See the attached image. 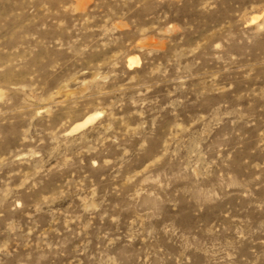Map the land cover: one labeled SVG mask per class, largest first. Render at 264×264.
Returning a JSON list of instances; mask_svg holds the SVG:
<instances>
[{
  "label": "rangeland",
  "instance_id": "374dc122",
  "mask_svg": "<svg viewBox=\"0 0 264 264\" xmlns=\"http://www.w3.org/2000/svg\"><path fill=\"white\" fill-rule=\"evenodd\" d=\"M247 2L219 0L217 11L205 17L191 12L187 2L183 7L165 5L162 10L169 11L170 19L181 23L185 17L189 22L195 20L198 32L189 33L185 41L160 40L156 36L137 41L138 46L155 50L149 64L163 65L166 72L149 81L153 87L147 98L156 103L145 107L159 109L170 99L185 100L170 121L163 114L157 118L154 111H147L143 119L153 133L156 119L163 133L154 136L152 145V153L163 159L151 170L168 175L184 170L169 189L170 198L179 205L175 212L167 209L164 213V220L174 221L184 235L178 233L171 242L162 243L165 252L172 254H178L186 243L194 244L201 251L189 253L192 264H212L207 259L210 250L230 243L238 230L261 229L252 239H264V63H258L264 60V43L242 58L246 63H233L228 71L224 70L225 64L208 54L206 43L215 39L233 10ZM149 11L152 9L142 10L135 4L126 8L120 0H0V188L18 186L37 167L47 172L57 163L59 152L66 150L64 140L79 139L78 144L70 146L73 152L94 144L102 131L97 128L101 122L98 109L106 110L105 123L114 120L118 139L120 133L140 123L141 117L134 114L139 106L131 103L137 94L136 87L129 84L132 75H119L107 84L104 78L120 71L113 66L120 63L131 43L132 21L149 20ZM143 71L137 75L138 81L147 80L146 73L153 68L146 65ZM189 73L191 78L185 82L183 92L170 98L168 93L178 86L177 78ZM229 84L232 88L226 90ZM43 108H49L52 114L33 119ZM171 111L168 109V114ZM249 111L257 115L251 123L247 121ZM89 116L92 122L73 131ZM65 132L72 135L65 137ZM124 139L135 144L137 138ZM104 148L107 152L101 155L115 159L118 149L110 140ZM35 152L40 155H33ZM91 158L85 154L84 166L49 173L38 190L24 194L23 210L11 213L5 204L0 208V227L11 216L24 231L35 229L33 244L41 236L50 242L68 238L69 256L55 264H72V247L91 236L94 239L101 230L115 228L110 219L101 221L104 211L109 216L119 213L124 231L139 227L138 217L148 205L127 211L116 209V204L127 207V189L120 197H106V193L122 184L123 179L113 181L111 168L93 170ZM151 162L137 160L140 167L135 170ZM127 175L124 170L122 177L126 179ZM41 177L44 173L36 179ZM73 179L83 181L85 192L96 185L97 201L106 198L101 212L83 213L79 197L60 195L63 185ZM0 198H4L2 191ZM42 201L46 202L37 212L35 206ZM194 204L204 207V212L194 215ZM143 223L148 227L151 222ZM89 224L91 227L79 234ZM250 246L246 242L242 254H247Z\"/></svg>",
  "mask_w": 264,
  "mask_h": 264
},
{
  "label": "clouds",
  "instance_id": "9594fccd",
  "mask_svg": "<svg viewBox=\"0 0 264 264\" xmlns=\"http://www.w3.org/2000/svg\"><path fill=\"white\" fill-rule=\"evenodd\" d=\"M186 2L191 5V12L198 14L200 17H205L217 11L219 0H120V3L126 8L135 4L137 8L142 10L145 7L152 9V11L146 12L147 16L150 17L149 20H144V22H139L138 19L132 21L130 31L132 38L129 39L131 43L122 53L120 63L113 66L119 68L120 71H113L110 77L104 78V83L107 84L110 79L119 75H132L129 84L136 87L137 94L131 98V103L139 106L140 110L134 114L141 117L140 123L134 129L129 128L127 132L120 133L118 139L113 129L114 120L110 119L109 122L105 123L103 117L107 114L106 110L98 109L101 122L97 125V128L102 131L94 144L89 143L87 147L73 152L70 146L78 144L79 139L64 140L66 150L59 152L57 163L49 168L47 172L42 167H37L36 171L28 175L18 186L0 188V191L4 193V198H0V208L5 207L6 204V210L11 213L21 211L26 207L24 194L38 190L49 173L59 174L66 169L84 166V155L87 154L92 157L90 167L93 170L111 168L113 181L123 179L122 184H118L106 193V197L113 194L120 197L127 189V207L122 208L121 204H116L114 206L116 209L127 211L148 205L147 211L142 214V217H138V219H141L140 226L129 231L122 229V220L119 213L109 216V212L104 211L100 216L101 221L108 218L115 228L101 230L96 233L94 239L91 236L90 239H85L72 247L70 258L72 264H192V256L189 253L201 251L194 244L189 246L186 243L178 254H172L171 252H165V246L162 243V241L171 242L172 238L176 237L178 233L181 237L184 235L174 221L164 220L165 211L171 209L175 212L179 205V201L170 198L169 189L173 186L177 176L181 175L184 170L182 169L181 173H172L171 175L158 170L156 172L151 170L163 159L152 153L154 136L159 137L163 133L157 127L156 119L153 120V129H156L153 133L151 129H148L143 117L147 111H154L157 118H160L163 114V118L170 121L171 117L176 115V109L185 105V100L170 99L168 103L159 109L145 107L156 103V101L147 98L148 92H151L153 87V84L149 81L155 77L165 76L166 72L163 65L149 64V59L154 56V49L137 45V41H145L152 36H156L160 40L185 41L189 33H197L199 25L195 20L189 22V19L185 17L182 23L177 22L170 19L169 11L162 10L165 5L168 8L173 6L183 7ZM156 11H159V15H156ZM221 25H223V28L219 30L215 39L206 41L207 50L212 59L225 64L224 70L228 71L233 63H246L243 62L242 58L250 54L257 45L264 43V0H248L244 6L234 9L228 19ZM217 28L214 27L213 29ZM109 31H112V29H109ZM202 46H198L196 51H199ZM258 63H264V60H259ZM146 65L148 68L152 67L153 71L146 73L147 80L138 81L137 75L144 73L143 70ZM251 74V68H249L248 75ZM190 78V73L178 77L176 80L178 86L175 91L168 93L169 97H174L176 93L183 92L185 82ZM231 88L232 85L229 84L226 90ZM255 95L260 96L261 94L256 93ZM191 102L195 103V101ZM168 109L172 110L171 114H168ZM44 113L52 114L49 108H43L36 111L33 119ZM256 119L255 112L249 111L247 113L249 123L254 122ZM236 122L233 121V123ZM79 127L83 128L84 126L81 124ZM110 132L113 133L112 136L108 135ZM62 135L68 137L72 133L65 132ZM125 137L137 138L136 143L133 144L131 139H124ZM228 138L227 135L224 137L225 140ZM109 140L118 149L115 159H107L101 155L102 152H107L104 145ZM121 140H123V143H121ZM94 153L95 156L92 155ZM33 155L39 156L40 153L35 152ZM77 157H79L78 160ZM13 159L19 160L21 158L14 157ZM146 159L152 162L141 168L140 171H136L135 168L140 167L136 163L137 160L144 163ZM124 170H127L128 173L126 179L122 177ZM41 173H44V177L37 180L36 177ZM137 177H140V179L137 180ZM145 185H148V187H145ZM133 188L136 190L133 191ZM60 195L69 198L79 197L83 205L82 211L86 214L101 212L106 202V198L97 201L96 185L85 192L82 180H69L60 189ZM44 202L46 201H42L35 206L37 212L42 210ZM194 205V215L204 212V207ZM2 215L3 212H0V216ZM145 220L151 222L148 227H144L143 221ZM157 222H160L159 226H157ZM65 227L71 232L67 225ZM89 227H91L90 224L83 226L79 234L84 233ZM34 230L24 231L10 216L7 224L0 227V264H55L60 258L69 256L67 251L68 238L50 242L41 236L39 242L33 244L32 231ZM260 231L261 229L251 232L246 229L238 230L234 240L226 245L211 249L207 259L211 260L212 264H264V239H252ZM79 234L74 235L78 236ZM246 242L251 246L248 248L247 254H242Z\"/></svg>",
  "mask_w": 264,
  "mask_h": 264
},
{
  "label": "bare ground",
  "instance_id": "6f19581e",
  "mask_svg": "<svg viewBox=\"0 0 264 264\" xmlns=\"http://www.w3.org/2000/svg\"><path fill=\"white\" fill-rule=\"evenodd\" d=\"M129 62H131V60H129ZM92 120H93V117L92 116H89V117H87L85 120H83V122H80V123H78V124H76V126H75V130L76 129H79L80 127H79V125H83V126H86L87 124H89L90 122H92Z\"/></svg>",
  "mask_w": 264,
  "mask_h": 264
}]
</instances>
